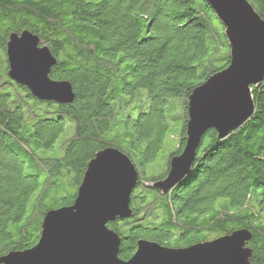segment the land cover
I'll use <instances>...</instances> for the list:
<instances>
[{
	"label": "trees",
	"instance_id": "16d2710c",
	"mask_svg": "<svg viewBox=\"0 0 264 264\" xmlns=\"http://www.w3.org/2000/svg\"><path fill=\"white\" fill-rule=\"evenodd\" d=\"M247 1L264 20V0ZM25 30L56 59L49 78L71 84V103L38 100L8 78V36ZM228 65L224 27L205 0H0V257L32 248L44 214L73 203L88 162L110 147L139 181L131 218L107 224L120 259L139 239L181 248L244 228L250 264H264V78L251 86V117L221 140L209 129L189 175L166 194L147 186L182 151L191 91ZM171 111L175 143L164 171L149 175ZM68 178L76 190L64 200Z\"/></svg>",
	"mask_w": 264,
	"mask_h": 264
},
{
	"label": "water",
	"instance_id": "95a60500",
	"mask_svg": "<svg viewBox=\"0 0 264 264\" xmlns=\"http://www.w3.org/2000/svg\"><path fill=\"white\" fill-rule=\"evenodd\" d=\"M224 27L229 65L195 87L187 102L185 144L169 160L164 179L153 188L168 193L187 175L202 137L213 129L221 140L239 128L254 111L251 86L264 78V20L247 0H205ZM7 76L41 101L69 104L74 99L68 81L49 78L56 59L29 31L10 33L6 42ZM138 172L116 148L97 151L88 162L73 203L48 210L37 243L10 251L0 264H250L246 246L252 234L240 228L227 235L173 248L139 239L128 260L118 257L121 238L107 224L131 218V193Z\"/></svg>",
	"mask_w": 264,
	"mask_h": 264
},
{
	"label": "rangeland",
	"instance_id": "374dc122",
	"mask_svg": "<svg viewBox=\"0 0 264 264\" xmlns=\"http://www.w3.org/2000/svg\"><path fill=\"white\" fill-rule=\"evenodd\" d=\"M172 113H168V124H169V129L168 132L166 133L165 137L163 138V145L161 147L160 152L158 153V158L160 161H157L155 163L149 164L146 166L145 172L149 175H154L161 173V171H164L165 168V161L167 156L169 155V151L171 150L172 145L175 143L174 137L177 134V129L180 124V120H174L172 118ZM65 133H62L61 135L58 136L56 143L58 144L61 140H63V137L66 135ZM62 182V181H61ZM151 183H148V187H153ZM63 190L60 191L59 197H63V199H68L72 194L75 192V187L72 186V181L68 179H64L62 182ZM221 237V236H220ZM219 238V237H218Z\"/></svg>",
	"mask_w": 264,
	"mask_h": 264
}]
</instances>
